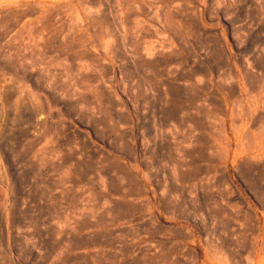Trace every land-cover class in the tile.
<instances>
[{
    "label": "rangeland",
    "instance_id": "obj_1",
    "mask_svg": "<svg viewBox=\"0 0 264 264\" xmlns=\"http://www.w3.org/2000/svg\"><path fill=\"white\" fill-rule=\"evenodd\" d=\"M0 264H264V0H0Z\"/></svg>",
    "mask_w": 264,
    "mask_h": 264
},
{
    "label": "bare ground",
    "instance_id": "obj_2",
    "mask_svg": "<svg viewBox=\"0 0 264 264\" xmlns=\"http://www.w3.org/2000/svg\"><path fill=\"white\" fill-rule=\"evenodd\" d=\"M32 1H33V0H32ZM37 1H38V0H37ZM34 2H35V1H34ZM32 3H33V2H32ZM32 3H31V4H32Z\"/></svg>",
    "mask_w": 264,
    "mask_h": 264
}]
</instances>
